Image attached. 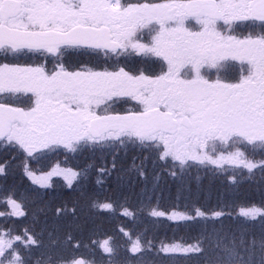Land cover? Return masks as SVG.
Listing matches in <instances>:
<instances>
[{
  "label": "snow or ice",
  "instance_id": "6c2138e0",
  "mask_svg": "<svg viewBox=\"0 0 264 264\" xmlns=\"http://www.w3.org/2000/svg\"><path fill=\"white\" fill-rule=\"evenodd\" d=\"M0 206V264H264V0H0Z\"/></svg>",
  "mask_w": 264,
  "mask_h": 264
},
{
  "label": "trees",
  "instance_id": "16d2710c",
  "mask_svg": "<svg viewBox=\"0 0 264 264\" xmlns=\"http://www.w3.org/2000/svg\"><path fill=\"white\" fill-rule=\"evenodd\" d=\"M66 166L72 167V163L70 162ZM204 184L205 185L208 184V178H205ZM216 187H218V185H215L214 186V188H216ZM65 192L66 193H69L70 192V189H67L66 188L65 189ZM1 208H2V206H1ZM237 211H239L238 208H237ZM153 221H154V218H149V227L150 228H153L154 227ZM92 226L93 225H92L91 222H89L86 225V227H92ZM95 227L97 228L98 231H100V232H106L109 235L112 234L113 230H117L118 231L121 228H123L125 232H128L133 227V220H132L131 217H125V216H123V209H119L118 212H117L116 220L111 219L109 214H103L95 222ZM173 227L174 226H172L170 223H165L164 225H162L160 227V234H161V236L163 237L164 235H166L170 240L173 237H177L178 238L182 234V231L181 230L173 229ZM97 238L102 241L103 239H105L107 237L105 235H101V236H99ZM133 239H135V235H133Z\"/></svg>",
  "mask_w": 264,
  "mask_h": 264
},
{
  "label": "rangeland",
  "instance_id": "374dc122",
  "mask_svg": "<svg viewBox=\"0 0 264 264\" xmlns=\"http://www.w3.org/2000/svg\"><path fill=\"white\" fill-rule=\"evenodd\" d=\"M62 165H63V164H62ZM64 165H65V164H64ZM64 165H63L62 167H68V166H66V165L64 166ZM224 167H225V168H228L229 166H228V165H225ZM54 179H57V180H59L60 183H63L62 178H54ZM0 210H1V209H0ZM173 229H174V227H173Z\"/></svg>",
  "mask_w": 264,
  "mask_h": 264
}]
</instances>
